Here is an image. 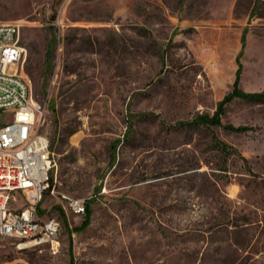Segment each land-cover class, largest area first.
<instances>
[{
  "label": "rangeland",
  "instance_id": "374dc122",
  "mask_svg": "<svg viewBox=\"0 0 264 264\" xmlns=\"http://www.w3.org/2000/svg\"><path fill=\"white\" fill-rule=\"evenodd\" d=\"M0 22L22 25L39 132L56 152L41 210L62 225L54 244L0 239V264H225L234 241L236 264H264V102L227 106L224 124L243 132L176 126L216 111L238 56L241 87L264 90V0H0ZM67 198L93 210L72 235L84 215Z\"/></svg>",
  "mask_w": 264,
  "mask_h": 264
},
{
  "label": "built area",
  "instance_id": "2783aa9c",
  "mask_svg": "<svg viewBox=\"0 0 264 264\" xmlns=\"http://www.w3.org/2000/svg\"><path fill=\"white\" fill-rule=\"evenodd\" d=\"M21 34V24L0 22V114L13 111L0 126V239L27 248L57 243L62 225L41 210L54 191L57 162L51 140L39 132L43 112L24 71L27 50ZM67 203L76 215L85 214V200Z\"/></svg>",
  "mask_w": 264,
  "mask_h": 264
},
{
  "label": "trees",
  "instance_id": "16d2710c",
  "mask_svg": "<svg viewBox=\"0 0 264 264\" xmlns=\"http://www.w3.org/2000/svg\"><path fill=\"white\" fill-rule=\"evenodd\" d=\"M242 41H245V38L243 37ZM54 40L49 44L48 52H47V59H46V70H45V81L42 86V91L43 95L47 96L48 95V78L51 75L53 71V62H52V48H53ZM237 63L238 67L235 73V80L232 86V89L224 96V98L218 103L217 109L213 114H198L195 116L192 120L188 121H181L178 122L176 125L177 127H185V126H194V127H202L206 129H211L213 127H222L228 131H235V132H243L248 130L249 128L246 126H235L233 124H224L223 122V116L225 114L227 106L232 103L234 100H245V101H250V102H264V90L261 92H247L241 87V77H242V71H243V66L240 62V56L237 57ZM54 109V105L51 106ZM212 143L216 149H218L221 153H223L225 156L230 157L231 155L238 154L239 151L228 144L227 142L221 140L215 133H213V138H212ZM51 149L54 153V147L53 143L51 142ZM244 161L247 162L246 158H244ZM56 209H59V212L66 221V216L65 212L61 207H57ZM92 204L91 202L86 203V212L84 214V220L82 224L74 230L70 231V235L73 234V231H83L87 229L91 222H92ZM67 225V223H66ZM240 226L236 225V229H239ZM235 229V230H236ZM235 232V231H234ZM175 242H168V245L174 246ZM239 247V244L234 241L232 244H228L229 248H233V254L228 255L225 259L219 258L217 261L219 263H225V264H236L237 263V258H236V249ZM193 257L196 261L199 260L200 262L204 263L207 259L204 256H199L193 255ZM180 257L179 261L177 264H180Z\"/></svg>",
  "mask_w": 264,
  "mask_h": 264
}]
</instances>
